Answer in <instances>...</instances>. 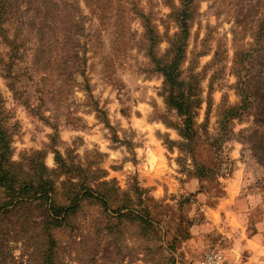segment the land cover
I'll return each instance as SVG.
<instances>
[{"label": "rangeland", "instance_id": "374dc122", "mask_svg": "<svg viewBox=\"0 0 264 264\" xmlns=\"http://www.w3.org/2000/svg\"><path fill=\"white\" fill-rule=\"evenodd\" d=\"M183 16L189 140L157 71ZM263 22L264 0H0V171L17 191L0 186V264H264ZM42 185L50 201L19 196Z\"/></svg>", "mask_w": 264, "mask_h": 264}, {"label": "trees", "instance_id": "16d2710c", "mask_svg": "<svg viewBox=\"0 0 264 264\" xmlns=\"http://www.w3.org/2000/svg\"><path fill=\"white\" fill-rule=\"evenodd\" d=\"M181 24L183 28V38L176 45L175 48V57L172 63L162 64L157 63V71L161 73L165 79L166 89L164 90L165 101L167 105L178 112L180 116L186 117V128L184 131H181L182 136L186 139H192L195 137V125H194V110L200 106V95L198 94L200 78L198 75H193V70L190 69V77H188V82L183 78L184 71L182 70L185 61H186V46L185 42L188 36V25L187 17L183 16L181 19ZM260 34H264V22L260 26ZM244 56V57H243ZM249 55L245 51H238L236 53V63L233 68L234 74L238 79V87L240 86L239 91L246 89L245 82L243 81L246 76L243 75L245 68L243 63L247 60ZM242 65V66H241ZM243 87V88H242ZM243 92V91H242ZM244 93V92H243ZM251 94H248L250 97ZM243 110L239 107L238 111ZM238 114V112H237ZM235 117L234 112L229 114L227 118L233 119ZM0 186H7L10 193L15 194L17 191L12 189V184L9 182L8 177L1 173L0 171ZM52 190V189H51ZM50 190L46 185L39 187L33 186H24L19 192V196H24L29 200H36L39 196L40 199L50 201L51 197L49 196ZM33 193V195H32ZM76 209V204H73L69 207H56L54 203L50 204L49 211L53 218H63L68 216L70 213L74 212Z\"/></svg>", "mask_w": 264, "mask_h": 264}, {"label": "built area", "instance_id": "2783aa9c", "mask_svg": "<svg viewBox=\"0 0 264 264\" xmlns=\"http://www.w3.org/2000/svg\"><path fill=\"white\" fill-rule=\"evenodd\" d=\"M209 260L213 263V264H220L221 262V257L220 256H211L209 258Z\"/></svg>", "mask_w": 264, "mask_h": 264}, {"label": "crops", "instance_id": "0c3cea01", "mask_svg": "<svg viewBox=\"0 0 264 264\" xmlns=\"http://www.w3.org/2000/svg\"><path fill=\"white\" fill-rule=\"evenodd\" d=\"M260 237H261V234H258V235L255 236L254 238H250V239L248 238V239H247V242H249L250 240H251V241H257V242H258V241L260 240V239H259Z\"/></svg>", "mask_w": 264, "mask_h": 264}, {"label": "clouds", "instance_id": "9594fccd", "mask_svg": "<svg viewBox=\"0 0 264 264\" xmlns=\"http://www.w3.org/2000/svg\"><path fill=\"white\" fill-rule=\"evenodd\" d=\"M172 139H178V137L176 136V134L173 132L172 133ZM49 164L51 163V158H49Z\"/></svg>", "mask_w": 264, "mask_h": 264}]
</instances>
